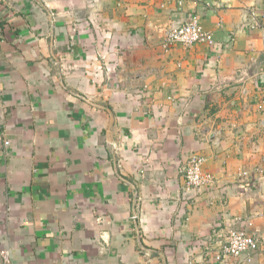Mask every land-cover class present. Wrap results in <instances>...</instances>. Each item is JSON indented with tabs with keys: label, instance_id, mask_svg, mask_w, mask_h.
<instances>
[{
	"label": "crops",
	"instance_id": "1",
	"mask_svg": "<svg viewBox=\"0 0 264 264\" xmlns=\"http://www.w3.org/2000/svg\"><path fill=\"white\" fill-rule=\"evenodd\" d=\"M162 3L0 0V264H264V0Z\"/></svg>",
	"mask_w": 264,
	"mask_h": 264
},
{
	"label": "built area",
	"instance_id": "2",
	"mask_svg": "<svg viewBox=\"0 0 264 264\" xmlns=\"http://www.w3.org/2000/svg\"><path fill=\"white\" fill-rule=\"evenodd\" d=\"M162 1L161 8L163 9L172 0ZM251 15L255 17L256 12ZM256 26L264 27V15L261 21L256 20ZM214 41L213 34L206 31L198 20L193 19L178 27L172 25L165 35L164 47L169 49L173 44H180L186 47H191L195 44L213 45ZM5 144L8 146L10 143L6 142ZM205 163L206 159L204 157L192 155L187 166L183 169L184 179L188 188L192 189L191 191L211 187L213 178L204 172L203 166ZM251 227L252 223L244 222V226L241 228L229 229L227 235L222 236L223 241L219 243L220 251L216 255V260L221 262L229 257L238 258L244 254L258 251L260 240L250 232L249 228Z\"/></svg>",
	"mask_w": 264,
	"mask_h": 264
},
{
	"label": "rangeland",
	"instance_id": "3",
	"mask_svg": "<svg viewBox=\"0 0 264 264\" xmlns=\"http://www.w3.org/2000/svg\"><path fill=\"white\" fill-rule=\"evenodd\" d=\"M174 45V44H173ZM164 46V45H163ZM165 48V47H164ZM209 175H211L210 173H208ZM211 177L213 178V176L211 175ZM192 189H190V191H191ZM197 191H199V190H193L192 192H197ZM243 222H247V223H251V221H248V220H245V221H243ZM252 227H253V223H252ZM232 229V228H231ZM252 233V232H251ZM253 234V233H252ZM223 241V240H222ZM260 243V242H259ZM260 248V247H259ZM257 252V251H256ZM233 258V257H232Z\"/></svg>",
	"mask_w": 264,
	"mask_h": 264
}]
</instances>
